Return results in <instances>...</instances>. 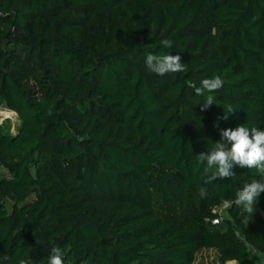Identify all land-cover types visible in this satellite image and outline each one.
<instances>
[{
  "label": "trees",
  "instance_id": "1",
  "mask_svg": "<svg viewBox=\"0 0 264 264\" xmlns=\"http://www.w3.org/2000/svg\"><path fill=\"white\" fill-rule=\"evenodd\" d=\"M147 54L187 70L157 75ZM217 75L201 111L192 85ZM1 108L18 124L0 122V264L264 256V193L248 225L217 211L256 169L206 184L197 158L221 130H264V0H0Z\"/></svg>",
  "mask_w": 264,
  "mask_h": 264
},
{
  "label": "clouds",
  "instance_id": "2",
  "mask_svg": "<svg viewBox=\"0 0 264 264\" xmlns=\"http://www.w3.org/2000/svg\"><path fill=\"white\" fill-rule=\"evenodd\" d=\"M161 44L165 48H171L173 41L164 39ZM146 67L157 75H165L169 73H180L186 71L185 63L182 62L180 55L170 54H147L145 59ZM225 84V80L217 75L201 81L200 86L195 88L198 96H204L205 102L201 104V111L207 110L214 104V96L210 93L220 90ZM235 110L228 107L227 113L223 116L224 120L228 119V113ZM216 127H219L217 124ZM221 140L215 143L214 148L210 152H202L197 155L201 163L206 162L204 173L207 175L206 184L224 178H233L235 166L248 169H256L259 179L252 178L243 184L235 193L234 199H224L223 206H233L241 209V214H247L243 222L248 225L249 220L257 211L261 193H264V130L256 127H248L246 125H238L235 129L228 128L221 130ZM201 197L206 195L204 188L200 189ZM19 264H27V261L21 260ZM48 264H65L64 251L60 247H52L48 257ZM225 264H238L236 260L225 261Z\"/></svg>",
  "mask_w": 264,
  "mask_h": 264
},
{
  "label": "rangeland",
  "instance_id": "3",
  "mask_svg": "<svg viewBox=\"0 0 264 264\" xmlns=\"http://www.w3.org/2000/svg\"><path fill=\"white\" fill-rule=\"evenodd\" d=\"M4 119H9L10 120V132L12 134L15 133V129L17 127L18 121L16 119V116L7 111L4 108L0 109V120H4ZM0 121V122H1ZM225 209L226 206H221L217 209L218 213L220 214V216H225ZM251 256L253 257V259L255 260L254 264H264V256L259 254L258 252H253L251 251ZM192 264H220L217 261V256L216 253L213 250H200L198 252H196V254L194 255V261Z\"/></svg>",
  "mask_w": 264,
  "mask_h": 264
},
{
  "label": "built area",
  "instance_id": "4",
  "mask_svg": "<svg viewBox=\"0 0 264 264\" xmlns=\"http://www.w3.org/2000/svg\"><path fill=\"white\" fill-rule=\"evenodd\" d=\"M10 112V111H9ZM12 113V112H11ZM14 114V113H13ZM1 121V120H0ZM220 221V219L218 218V219H215V220H212L211 221V224L212 225H215V224H217L218 222Z\"/></svg>",
  "mask_w": 264,
  "mask_h": 264
}]
</instances>
